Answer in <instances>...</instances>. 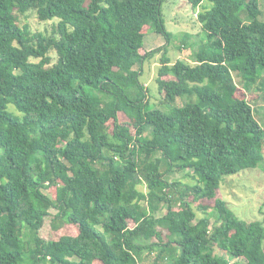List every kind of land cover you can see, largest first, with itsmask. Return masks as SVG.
Wrapping results in <instances>:
<instances>
[{
  "label": "trees",
  "instance_id": "1",
  "mask_svg": "<svg viewBox=\"0 0 264 264\" xmlns=\"http://www.w3.org/2000/svg\"><path fill=\"white\" fill-rule=\"evenodd\" d=\"M186 1L205 35L183 33L194 64L145 49L146 30L171 38L163 0H0V264H264L263 223L216 196L224 177L264 169L247 99L264 113V22L257 0ZM30 11L57 21L49 36L18 24ZM159 53L163 110L140 82ZM162 159L194 182L169 181ZM201 199L213 212L197 218ZM48 221L75 235L44 239Z\"/></svg>",
  "mask_w": 264,
  "mask_h": 264
},
{
  "label": "rangeland",
  "instance_id": "2",
  "mask_svg": "<svg viewBox=\"0 0 264 264\" xmlns=\"http://www.w3.org/2000/svg\"><path fill=\"white\" fill-rule=\"evenodd\" d=\"M249 0H246L248 2ZM260 15L258 17L259 21L264 22V1H256ZM203 5H207L206 2H203ZM200 9H197L195 13H198ZM18 18V24L20 26L27 25L30 34L41 33L44 36H49L53 31V26L56 24V20L41 22L38 20L35 11H30L26 15L16 14ZM161 17L164 21V26L167 32L171 34V38L167 42L165 38L157 33L150 31L144 32V46L146 48H157L165 46L167 50V57L171 62H175L177 59L185 60L190 63H193L191 58L192 49L188 48L182 51H179L178 47L181 45V40L183 33L193 34L192 41L202 42L204 41V33L201 29V26L194 15V11L190 4L186 0H163L161 5ZM157 56V57H156ZM153 59L146 61L143 64V74L140 77V82L142 84H148V96H149V106L152 108H161L168 107L170 105L162 104L158 95L157 84L155 83V78L157 76V71L160 66L159 58L161 53L157 54ZM56 55L54 52H49L46 58L43 60L45 66L50 67L56 62ZM33 62H38L39 60H32ZM194 64V63H193ZM155 65V66H154ZM138 69V68H137ZM248 101H255L253 107L255 109V116L259 123L264 127V113L260 109L262 106V100L255 98V96H250L247 98ZM184 100L178 99L176 104L182 105ZM264 102V101H263ZM11 110L14 111L12 107ZM167 110V109H165ZM263 113V114H262ZM121 121L124 120L123 117H120ZM264 167V166H262ZM168 168L167 162L162 159L161 162V172H163L168 178L169 181H180L181 186H184L186 183L194 182L189 179L186 175L187 172H173L166 173ZM143 191H146L145 187L140 188ZM48 196L53 195V189L44 191ZM172 200H176L177 195L174 194ZM222 200L226 201L228 207L234 212V214L241 220L244 221H260L264 225V169L260 166L253 169H246L236 175L226 176L222 179L221 184L218 189V195ZM189 201H192V197H188ZM200 205L206 206V212H213L214 200L201 199L196 202H192V207L196 211L197 218L203 216L202 211L198 210L197 207ZM178 206V203L176 204ZM51 212V211H50ZM51 213H55L52 211ZM162 213V212H161ZM212 216V214H210ZM214 222V217H211V223ZM56 221L53 222L55 226ZM44 239L57 240L61 236L65 235H75V227L64 226L60 230H54L51 222L48 221L45 225V230L41 232ZM217 252V251H216ZM154 258V254H147L144 252L141 256L139 263L142 264H151Z\"/></svg>",
  "mask_w": 264,
  "mask_h": 264
},
{
  "label": "crops",
  "instance_id": "3",
  "mask_svg": "<svg viewBox=\"0 0 264 264\" xmlns=\"http://www.w3.org/2000/svg\"><path fill=\"white\" fill-rule=\"evenodd\" d=\"M145 49L147 50V51H150V50H153V49H155V48H146V46H145ZM157 57V56H156ZM155 66V65H154ZM143 69H144V67H143ZM145 86H147L148 84H144ZM263 114V113H262ZM263 153H264V150H263Z\"/></svg>",
  "mask_w": 264,
  "mask_h": 264
}]
</instances>
